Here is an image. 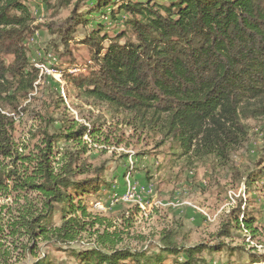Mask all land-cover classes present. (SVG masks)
I'll use <instances>...</instances> for the list:
<instances>
[{
  "label": "trees",
  "instance_id": "1",
  "mask_svg": "<svg viewBox=\"0 0 264 264\" xmlns=\"http://www.w3.org/2000/svg\"><path fill=\"white\" fill-rule=\"evenodd\" d=\"M101 1L87 15L110 8L113 17L122 16L123 30L111 38L98 26L84 40L92 49L90 66L62 73L63 80L83 101L129 115V126L160 136L159 145L170 143L178 159L228 166L249 141L247 122L264 119V0ZM55 2V10L70 9V16L64 26L46 28L68 48L87 22L80 10L89 0ZM26 3L0 0V264H51L44 250L55 247L71 249L79 264H210L204 254L225 244L187 246L163 231L154 254L119 248L120 236L92 214L87 199L109 184L105 165L83 158L84 138L102 146L110 140L95 124L30 111L40 72L25 41L42 26ZM28 113L33 124L16 139L18 119ZM247 178L248 191L264 168ZM256 213L240 203L218 237L260 239ZM84 237L89 248L75 250ZM256 255L253 264L264 262Z\"/></svg>",
  "mask_w": 264,
  "mask_h": 264
},
{
  "label": "rangeland",
  "instance_id": "2",
  "mask_svg": "<svg viewBox=\"0 0 264 264\" xmlns=\"http://www.w3.org/2000/svg\"><path fill=\"white\" fill-rule=\"evenodd\" d=\"M95 1L89 0L81 8V15H87ZM154 1L168 5L171 0ZM111 2L119 4L121 0ZM26 4L35 18V25L42 26L38 34L25 41L30 62L48 65L53 56L55 61L51 67L56 75L50 76L52 82L45 77L38 80L30 111L54 120L66 116L84 126L95 124L109 137L110 142L103 146L93 143L89 137L84 138L88 149L83 158L93 166L105 165V179L109 184V187H103L99 196L94 194L88 198L87 203L94 216L111 225L109 232L120 236L119 248L147 250L154 254L158 252L160 234L172 231L178 241H184L187 246L225 244L218 253L204 254L210 264H253L251 253L257 254L256 257L264 256V178L257 180L248 191L245 187L248 175L253 176L264 168V119L247 122L250 126L249 141L232 154L226 167L212 158L205 162L178 159L172 155L170 143L159 145L160 136L129 126V115L115 112L106 105L83 101L62 78V73H72L70 69L77 67L83 70L90 66L92 49L84 44L85 38L98 26H102L109 37H115L123 30L122 16L113 17L110 8L87 15V22L77 28L73 40L65 48L46 26H64L70 9L55 10V0H49V4L44 0H27ZM32 118L28 113L23 119H18L16 139L27 135L33 124ZM61 125L62 121L56 122L55 129ZM66 145L64 141L60 143L61 147ZM119 176L125 183L113 182ZM113 195H117L119 202L113 205L105 203L102 210L93 207L94 203ZM240 203H246L250 210L257 212L256 224L262 233L260 239L251 240L244 237V233H235L233 241L218 237L222 225L227 223ZM83 240L84 243L75 246V250L89 248L90 241L86 237ZM239 247H244V251H238ZM44 253L51 264H79L71 256V249L55 247L44 250Z\"/></svg>",
  "mask_w": 264,
  "mask_h": 264
},
{
  "label": "built area",
  "instance_id": "3",
  "mask_svg": "<svg viewBox=\"0 0 264 264\" xmlns=\"http://www.w3.org/2000/svg\"><path fill=\"white\" fill-rule=\"evenodd\" d=\"M38 34V33H37ZM55 61V58H53V56L50 57L49 59V63L47 64H42V65H35L36 68H38L39 72H40V77L39 80H41V78L43 77H47V76H54L56 77V75L54 74V71L51 67V65H53V62ZM56 72V71H55ZM73 72V71H71ZM61 77V76H60ZM39 82V81H38ZM41 82V81H40ZM134 191V190H133ZM119 202V199L117 197V195H113L109 201L108 205H113L115 203ZM93 207L97 210H102L105 209V203L102 201H98L96 203L93 204Z\"/></svg>",
  "mask_w": 264,
  "mask_h": 264
},
{
  "label": "crops",
  "instance_id": "4",
  "mask_svg": "<svg viewBox=\"0 0 264 264\" xmlns=\"http://www.w3.org/2000/svg\"><path fill=\"white\" fill-rule=\"evenodd\" d=\"M109 181V180H108ZM114 183H117V182H119V184H123V183H125V180H124V178H122L121 176H119L118 178H117V180H115V181H113ZM112 182V184H114ZM124 189L126 188V187H123ZM110 199L111 198H109V199H103L102 201L104 202V203H108L109 204V201H110ZM201 216V215H200ZM199 216H197V218H198ZM201 217H204V216H201ZM200 218V217H199Z\"/></svg>",
  "mask_w": 264,
  "mask_h": 264
}]
</instances>
